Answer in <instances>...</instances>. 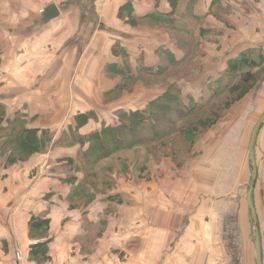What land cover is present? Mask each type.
I'll return each mask as SVG.
<instances>
[{
  "label": "crops",
  "instance_id": "1",
  "mask_svg": "<svg viewBox=\"0 0 264 264\" xmlns=\"http://www.w3.org/2000/svg\"><path fill=\"white\" fill-rule=\"evenodd\" d=\"M194 10L210 40L180 83L198 89L243 51L264 56V0H197ZM152 13H168L166 0H0V101L6 119L20 120L17 148L0 139V264H255L247 139L264 112L263 69L184 165L164 158L140 171L123 152L89 180L79 170L91 133L165 89L137 83L105 102L121 81L107 68L182 54L165 27L128 24ZM37 142L45 147L34 151ZM255 160L264 264V125ZM32 217L48 219L44 234L29 232ZM46 241L47 258L32 259L30 247Z\"/></svg>",
  "mask_w": 264,
  "mask_h": 264
},
{
  "label": "trees",
  "instance_id": "2",
  "mask_svg": "<svg viewBox=\"0 0 264 264\" xmlns=\"http://www.w3.org/2000/svg\"><path fill=\"white\" fill-rule=\"evenodd\" d=\"M196 1L166 0L168 13L129 18L128 24L131 25L165 27L174 36L175 46L182 54L179 58H174L172 52L161 49L157 52L159 62L154 66L138 64L131 67L124 64L107 68L111 75L118 76L121 81L118 87L104 97L105 102L117 100L123 92H132L137 83L148 90H158L162 85H165V89L150 99L143 109L119 113L118 122L88 136L89 146L79 165V170L86 175V179L89 180L98 172L97 164L104 166L101 161L118 159L121 152L128 159L131 157L128 160L130 166L139 168L140 171H146L164 158L170 159L177 167L182 166L186 158L193 154L199 139L224 119L233 105L248 96L259 81L262 69L264 71V56L254 50L243 51L227 61L218 77L198 87L206 90V96L183 94V83L178 80L197 59L203 40H210V31L203 28L202 17L195 13ZM3 108L1 105L0 139H5L3 145H6L3 147H12L10 142L19 138V129H16L20 120L17 117L13 120L6 119L3 111L1 112ZM199 112H202L201 115H198ZM28 134L34 135L31 138L36 143L37 133L33 131ZM44 141L46 143V136ZM182 143L184 148L177 146ZM30 144L34 151L45 147L39 146L40 143ZM13 147L17 148V145ZM138 147H145L147 150L144 149L145 152L141 155L137 153ZM81 184L83 183L79 185ZM48 223V219L32 217L29 232L44 234ZM250 227L253 230L251 218ZM48 242H39L30 247L32 259L41 261L47 258Z\"/></svg>",
  "mask_w": 264,
  "mask_h": 264
},
{
  "label": "water",
  "instance_id": "3",
  "mask_svg": "<svg viewBox=\"0 0 264 264\" xmlns=\"http://www.w3.org/2000/svg\"><path fill=\"white\" fill-rule=\"evenodd\" d=\"M264 125V115L257 121L255 124L251 137L249 142V164L251 167V181L250 185L246 194V201L248 206V211L250 218L252 220V226H253V245L255 249V264H263V253H262V242H261V232H260V225L256 213V208L254 205V188L257 181V166H256V160H255V146L258 134L261 130V128Z\"/></svg>",
  "mask_w": 264,
  "mask_h": 264
},
{
  "label": "rangeland",
  "instance_id": "4",
  "mask_svg": "<svg viewBox=\"0 0 264 264\" xmlns=\"http://www.w3.org/2000/svg\"><path fill=\"white\" fill-rule=\"evenodd\" d=\"M2 54H3V52H2V50L0 49V74H4V72H3V70H2V67H1V56H2ZM7 72H9V69L7 68ZM262 77V75L260 76V78ZM260 80V79H259ZM258 84V82L256 83V85ZM0 85H2L1 83H0ZM255 85V86H256ZM181 89H182V92H183V94L185 95V94H192L193 96H200V97H204V96H206V90L205 89H203V90H201L202 89V87L201 88H199V89H196V88H188V86H185L184 84H181ZM125 94H127L126 92H124ZM121 97V96H120ZM245 101V100H244ZM243 101V102H244ZM1 102L2 101H0V106L1 105H3V104H1ZM243 102H242V104H243ZM258 102H259V104H262V98L261 97H259V99H258ZM234 106V105H233ZM232 106V107H233ZM3 111V116L5 117L6 116V110L3 108V109H1V112ZM206 111V110H205ZM203 112V111H202ZM202 112H199L198 113V115H201V113ZM264 115V112L262 113H259L258 115H257V118L256 119H254V121H253V125H252V127L253 126H255V124L257 123V121L262 117ZM256 116V115H255ZM225 119V118H224ZM224 119H222V120H224ZM8 120H9V118H8ZM221 120V121H222ZM220 121V122H221ZM220 122H218L217 124H219ZM216 126V125H215ZM215 126H213V127H215ZM212 127V128H213ZM211 128V129H212ZM211 129L206 133V134H204V136H202L200 139H199V141H201L202 139H204V138H206L207 137V135H208V133H210L211 132ZM53 133V132H52ZM250 135H251V133H250ZM248 136V139H247V144H248V140H250L249 138L251 137V136ZM53 137V136H52ZM198 141V142H199ZM198 142L196 143V144H198ZM177 146H179L180 148H184L183 147V143L182 144H179V145H177ZM145 147H138V149H137V153H140L141 155L143 154V152H145V150H147V149H145ZM246 149H247V147H246ZM122 153V152H121ZM127 153H129V152H127ZM193 153H195V151H194V149H193ZM133 155V154H132ZM131 158V157H130ZM129 158V159H130ZM189 157H187L186 159H188ZM131 160V159H130ZM184 164H185V162H184ZM183 164V165H184ZM115 165V169L117 168V166H116V164H114ZM251 168V167H250ZM249 168V170H251ZM251 177V174L249 175V178ZM253 232V230H251V233ZM206 263V262H205Z\"/></svg>",
  "mask_w": 264,
  "mask_h": 264
},
{
  "label": "built area",
  "instance_id": "5",
  "mask_svg": "<svg viewBox=\"0 0 264 264\" xmlns=\"http://www.w3.org/2000/svg\"><path fill=\"white\" fill-rule=\"evenodd\" d=\"M16 259H17L18 261L21 260V255H20V253L16 254ZM203 264H207V263H203Z\"/></svg>",
  "mask_w": 264,
  "mask_h": 264
},
{
  "label": "bare ground",
  "instance_id": "6",
  "mask_svg": "<svg viewBox=\"0 0 264 264\" xmlns=\"http://www.w3.org/2000/svg\"><path fill=\"white\" fill-rule=\"evenodd\" d=\"M249 149V148H248ZM249 155V154H248Z\"/></svg>",
  "mask_w": 264,
  "mask_h": 264
}]
</instances>
